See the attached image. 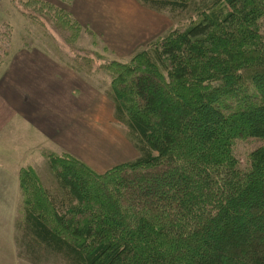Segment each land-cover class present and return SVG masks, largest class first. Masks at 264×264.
<instances>
[{"label":"trees","instance_id":"1","mask_svg":"<svg viewBox=\"0 0 264 264\" xmlns=\"http://www.w3.org/2000/svg\"><path fill=\"white\" fill-rule=\"evenodd\" d=\"M136 1L190 14L130 60L95 70L100 50L75 46L88 29L50 2L22 3L29 24L61 38L56 61L108 76L113 118L138 155L98 173L66 152H42L48 186L21 166L17 257L264 264V0ZM245 141L256 145L240 161L235 147Z\"/></svg>","mask_w":264,"mask_h":264},{"label":"rangeland","instance_id":"2","mask_svg":"<svg viewBox=\"0 0 264 264\" xmlns=\"http://www.w3.org/2000/svg\"><path fill=\"white\" fill-rule=\"evenodd\" d=\"M25 1L27 0H0V64L19 48H34L33 50L52 61H56L57 56L65 57L59 52V49L63 48V42L59 36L52 34L48 29L29 24L21 15L20 12L24 9L22 3ZM44 1L62 8L83 28L92 33L89 35L84 33L75 46L86 51L100 50L97 53L104 60L95 59L92 65L93 70L97 69L102 62L130 60L136 50L163 35L168 29L182 25L190 14L187 11L176 14H170L167 11L158 13L141 6L136 0ZM76 6L78 14L75 12ZM50 40L54 44H51ZM50 45L52 47L57 45V50ZM96 72L98 73L90 76L84 73L80 75L97 82V89L102 91L103 96L106 97L104 99H107L108 96L104 90L109 87L110 80L104 72L100 70ZM108 105L105 106L104 102L98 101L95 117L83 115L78 127L66 130L65 136L71 145L61 147L62 149L48 142L45 137V141L39 139V142L35 134L33 139L35 142L28 143V141L12 138V124L6 126L0 135V164L4 171V177L0 178L2 187L0 192L7 191L6 195H2L3 193L0 195V232L2 234L6 236L11 234L15 238V224L20 217L21 208L17 177L21 166L33 167L45 186L55 183L42 152H66L98 173L128 162L138 155L126 136L125 128L114 120L113 110L110 115ZM13 129L24 132L26 128L16 122ZM255 145L253 141L236 144L235 153L240 161H244L245 152ZM14 238L13 246L17 252ZM0 264L29 263L18 258L17 254L16 258L12 257L7 251L1 257ZM48 264L62 263L52 260Z\"/></svg>","mask_w":264,"mask_h":264},{"label":"crops","instance_id":"3","mask_svg":"<svg viewBox=\"0 0 264 264\" xmlns=\"http://www.w3.org/2000/svg\"><path fill=\"white\" fill-rule=\"evenodd\" d=\"M77 9L76 6V13ZM31 49H16L0 64V135L12 124V138L35 142V134L38 141L46 139L65 148L71 145L65 136L66 130L78 127L83 115L95 117L98 101L105 106L109 104L111 115L112 102L104 99L91 79ZM16 122L26 128L24 132L13 129ZM0 166L1 178L4 171ZM13 238L0 232V259L7 251L16 258Z\"/></svg>","mask_w":264,"mask_h":264}]
</instances>
